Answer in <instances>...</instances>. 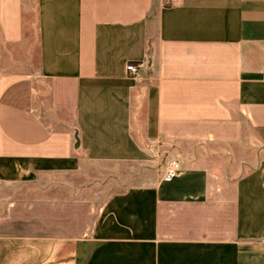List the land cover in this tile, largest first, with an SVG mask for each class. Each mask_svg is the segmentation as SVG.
<instances>
[{
    "label": "crops",
    "instance_id": "obj_1",
    "mask_svg": "<svg viewBox=\"0 0 264 264\" xmlns=\"http://www.w3.org/2000/svg\"><path fill=\"white\" fill-rule=\"evenodd\" d=\"M263 72L264 0H0V264H264Z\"/></svg>",
    "mask_w": 264,
    "mask_h": 264
},
{
    "label": "built area",
    "instance_id": "obj_2",
    "mask_svg": "<svg viewBox=\"0 0 264 264\" xmlns=\"http://www.w3.org/2000/svg\"><path fill=\"white\" fill-rule=\"evenodd\" d=\"M143 67L142 62H127L125 65L126 72L132 78H136L140 75V70ZM262 78L264 79V72L262 73ZM180 162L177 157L170 158L165 163V171L162 175V180L170 181L179 174Z\"/></svg>",
    "mask_w": 264,
    "mask_h": 264
}]
</instances>
